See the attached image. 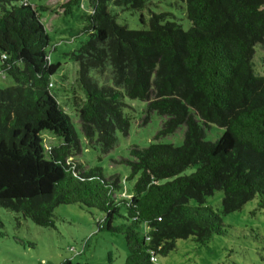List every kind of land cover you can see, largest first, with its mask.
Here are the masks:
<instances>
[{
    "label": "trees",
    "instance_id": "trees-1",
    "mask_svg": "<svg viewBox=\"0 0 264 264\" xmlns=\"http://www.w3.org/2000/svg\"><path fill=\"white\" fill-rule=\"evenodd\" d=\"M151 1L86 0L89 12L81 0L60 5L79 24L70 41L86 37L69 54L84 95L77 116L85 143L105 154L117 131L127 134L125 97L146 103L143 123L151 113L161 118L153 141L132 145L121 161L135 180L131 195L116 198L117 175L68 159L80 147L50 91L59 63L49 61L46 7L0 0V76L11 81L0 88V207L41 227H53L59 205L97 210L98 231L124 238L122 264H153L150 257L166 255L177 239L205 244L222 234L219 214L203 205L216 190L223 215L255 196L264 208V75L253 72L254 48L264 44V0H180L186 29L167 12H152L146 29H128L108 10H141ZM105 69L110 85H98L90 72ZM211 125L222 133L207 141ZM181 126L180 145L157 141ZM43 133L57 142L48 150Z\"/></svg>",
    "mask_w": 264,
    "mask_h": 264
},
{
    "label": "rangeland",
    "instance_id": "rangeland-1",
    "mask_svg": "<svg viewBox=\"0 0 264 264\" xmlns=\"http://www.w3.org/2000/svg\"><path fill=\"white\" fill-rule=\"evenodd\" d=\"M30 1L47 9L42 13L41 21L51 38L49 61L59 63L57 72L51 77L50 91L68 115L79 141V153L68 159H74L85 167H100L106 176L117 175L120 187L115 191V196L126 198L131 195L135 179H128L129 168L121 161L129 157L132 145L144 147L153 141L161 118L151 113L143 123L146 103L125 97L123 115L128 119L127 134L117 131V143L105 154L98 147L88 146L80 132L77 116L84 95L76 83L77 66L69 57L70 52L86 37L79 35L70 41L68 31L79 29V24L72 16H62L60 5L67 0ZM81 9L89 12L86 0H81ZM108 10L116 15L120 25L128 29H146L152 12L171 14L170 19L178 21L183 29L189 25L180 0H152L145 8L135 11L108 5ZM51 44L55 45L54 50ZM253 72L264 75V44L254 48ZM90 75L98 85H110L108 69L103 74L91 71ZM10 84L8 78L0 76V88ZM183 131L184 127L181 126L173 134L160 137L157 141L180 145ZM221 133V129L211 125L205 131V140L214 141ZM42 139L47 150L57 143L46 133L42 134ZM194 169L189 167L183 174ZM221 198L222 191L216 190L205 197L203 205L219 214L224 225L222 234L214 235L205 244H198L191 237L177 239L174 248L166 255L155 256L153 264H264V208H258V196L245 203L240 210L226 215L220 213ZM188 204L195 206L197 203L189 200ZM16 217L15 213L0 207V264H61L63 260H69L72 264H122L127 256L121 234L98 231L97 223L102 219V213L97 210L79 204L59 205L54 210L53 227L37 226L30 220ZM121 221L117 219L114 223Z\"/></svg>",
    "mask_w": 264,
    "mask_h": 264
},
{
    "label": "built area",
    "instance_id": "built-area-1",
    "mask_svg": "<svg viewBox=\"0 0 264 264\" xmlns=\"http://www.w3.org/2000/svg\"><path fill=\"white\" fill-rule=\"evenodd\" d=\"M150 261L154 262L155 258L153 256L150 257Z\"/></svg>",
    "mask_w": 264,
    "mask_h": 264
}]
</instances>
